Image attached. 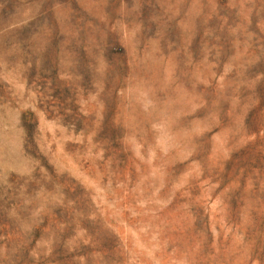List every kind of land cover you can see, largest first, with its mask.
I'll return each mask as SVG.
<instances>
[{
  "label": "rangeland",
  "instance_id": "374dc122",
  "mask_svg": "<svg viewBox=\"0 0 264 264\" xmlns=\"http://www.w3.org/2000/svg\"><path fill=\"white\" fill-rule=\"evenodd\" d=\"M0 264H264V0H0Z\"/></svg>",
  "mask_w": 264,
  "mask_h": 264
}]
</instances>
